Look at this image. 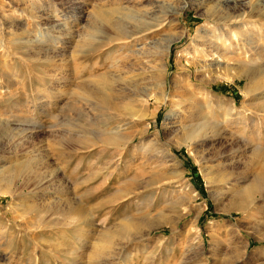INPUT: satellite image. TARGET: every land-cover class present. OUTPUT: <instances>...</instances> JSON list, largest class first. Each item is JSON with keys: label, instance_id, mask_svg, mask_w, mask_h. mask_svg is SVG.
<instances>
[{"label": "rangeland", "instance_id": "1", "mask_svg": "<svg viewBox=\"0 0 264 264\" xmlns=\"http://www.w3.org/2000/svg\"><path fill=\"white\" fill-rule=\"evenodd\" d=\"M231 1L247 3L237 25L216 21V13L231 14L220 12L217 0H0L5 264H264V209L255 223L229 207L238 189H220L238 174L248 182L258 175L241 144L257 141L264 150V135H243L240 125L253 123L264 106V88L255 89L264 65L254 81L246 72L199 71L211 45L221 52L228 44L264 43V0ZM104 16L135 33L121 35ZM216 37H224L221 45ZM99 79L106 84L96 85ZM83 86L94 105L77 98ZM186 89L216 114L217 130L206 133L213 141L196 135L204 111ZM239 113L253 119L240 124ZM117 126L129 141L120 158L116 148L96 143ZM109 159L118 164L110 175L103 170ZM51 169L66 194H29L50 181ZM122 188V197L109 199ZM65 197L82 203V223L38 231L28 227L33 214L15 218ZM104 234L113 235L106 246Z\"/></svg>", "mask_w": 264, "mask_h": 264}, {"label": "bare ground", "instance_id": "2", "mask_svg": "<svg viewBox=\"0 0 264 264\" xmlns=\"http://www.w3.org/2000/svg\"><path fill=\"white\" fill-rule=\"evenodd\" d=\"M217 6L221 9V10H219L220 12H222V10H225V9L231 10V14H228L227 17L219 15V13H216L217 15L215 16L216 21H224V23H227L229 25H237V23L239 21L241 22V21H243V19H245L244 15H247V13L245 14V11L248 9L247 3H244V2H240V3L236 4V3H233L231 0H217ZM94 14H95L94 16L97 17L99 14L98 10H96ZM96 17H94V18H96ZM103 18H104V20L110 22L111 26L115 30H121V35H123L125 37H129L130 35H133L132 33H135V31H131L129 28H127V26L125 24H122L121 21L112 22L111 18H108L106 16H104ZM241 27H243L242 24H241ZM223 39H224V37H216L212 41H214V43H213L214 45H221V42L223 41ZM215 40H217V41H215ZM92 44H94V43H92ZM88 46L90 47L92 45L88 44ZM208 48H209V46H208ZM218 48H217V46L216 47H213L212 45L210 46V48H209L210 51L208 53H205L206 56H204V61H202L201 64H199L200 65L199 67H201V70H199V71L204 72V73H206V72L207 73H213L215 71L216 74L226 76V77L229 75L239 74V72L240 73L246 72V73H248L247 77H248V79H250V81H254L256 79V78L254 79V77H257V75H259V73H261V70L263 69V68L261 69V67L264 65V43H262V42H260V43H254V42L251 43L250 42V43H245V44L243 43L240 46L235 45L233 48H232V45L228 44L225 46V48H223V51H221V52L218 50ZM259 80L260 81L257 84H255L256 90L259 87H260L259 89L264 88V75ZM105 82L106 81L99 79L97 82H95V84L96 85H102V84L104 85V84H106ZM248 87L249 86H246L245 90H247ZM78 90H79V93L76 94L78 99H80L81 101H83L87 105H94L95 104L96 99L92 98V97H94V93L92 92V90L86 89V88H84V86H83V88H80ZM186 92H188L190 95H192V96H190L188 94L187 98L193 99L192 102H193V105L196 106L195 108L200 109V111L201 110L204 111V116L202 114H199L200 117L198 118V124L195 126L196 135L197 136H203L201 138H203L204 142L206 140L207 141H213L214 138H212L211 135L210 136L208 135V137H207L206 133L212 134L211 132H213L215 129L217 130V128H216L217 126L214 124L216 114H213V112L209 110L210 106L209 107L206 106V103L202 102L201 99L197 95L195 96L194 93H191V91H189V89L188 90L186 89ZM88 98H91V99L89 100ZM104 99L105 98H102V100H104ZM105 100H104V102H105ZM100 102H102V101H100ZM106 103H107V101H106ZM103 105L106 106V104H103ZM177 105H180V103ZM244 105H245V102H242L241 106H244ZM244 108H245V106H244ZM257 113H259L258 115H260V116H257ZM226 114H227L226 112L225 113L223 112V116H222V117H224L223 122H222L223 124H224V121L225 122L227 121V115ZM254 114H255L254 116H256V119H254L255 121L251 124H248V125L246 123H249V121H251L253 119V117L244 116L240 113L238 114V118H237L238 123H240V124L245 123L246 124L243 126L239 124L240 128H241V134L253 135V134H258V132L261 130V135L262 134L264 135V106L262 105L258 111L254 112ZM212 115H213V117H212ZM102 123L103 124H102L101 128L103 130H105L107 125H106V122L104 123L103 119H102ZM118 130H119V126H117L116 128H113L111 130L107 129L108 132L102 134L99 137L98 141L93 136L91 138H93V140H96V143L98 142V145L102 144V145L106 146L107 148L108 147L116 148L117 152H116V155H114V156H118L120 158V156L125 153V151L127 149V143L129 141L127 140L126 142L125 141L123 142L122 141L123 139L121 140V136H120V138L118 137ZM218 133L220 134V132H218ZM89 134L93 135V131H90ZM95 134H97V133H95ZM81 139H82V137H81ZM258 139H260V138L258 137ZM89 141L90 142H87V145H85L86 143L83 144V141H82L83 146H88V148L90 146L92 147V144L94 143V141L92 142V144H91V140H89ZM244 141L245 142L243 144H241L243 149H242V152H240V153H242L243 156L247 155V154L249 155L248 158L251 160V163L253 164L251 166V168L255 169L256 167H258V170H259L258 175L252 181L248 182L247 176H244L245 174L244 175L238 174L236 178H234L230 181H225L227 183H224L223 187H221L220 189L223 190L224 192H228L229 189L226 188L225 185L226 186L229 185L230 187H234V188H236L235 190L238 189L237 198L235 201H233L229 204V207L232 208V210H234L236 214L245 215V214L249 213L248 219L255 222L257 220L256 219L257 216L259 215V213H261V210L264 209V150L259 148V146H258L259 142H257V141H255L254 144H252L251 141L248 142V139H247V142H246V140H244ZM78 142L75 143V141H74L75 145ZM260 142H262V141L260 140ZM82 144H81V146H82ZM78 145H79V143H78ZM102 145H100V146H102ZM69 146L70 145H68V147ZM244 157H246V156H244ZM247 161H249V160H247ZM117 167H118V164L111 161V159H109V160H107V163L105 164V168L103 167V170H107L110 168L111 169L109 172V175H110V174H113L114 172H116ZM23 168H24V166H23ZM25 168H27V167H25ZM248 168H249L248 169V172H249L250 166H248ZM22 172L19 171L18 178H21ZM50 172L52 173L50 181L44 180L45 182H43V184L37 183L36 185L31 186L32 189H30L29 186H27L29 188V190L27 192L29 194L33 195L35 193L42 192L43 189H47V190L49 189L50 191H52V193L56 197L64 196L66 193H64L65 190L63 188H62V190H64V191L61 192V190H60V183H59V180L56 178V174H55L56 170L51 169ZM242 173H243V171H242ZM34 174H35L34 171H30L29 173H27L28 176L34 175ZM10 180H8V184H9V182H11ZM23 180H24V178H23ZM13 182H15V181H13ZM219 182H223V181L220 180ZM44 185H47V186L42 188ZM123 188H127L126 185ZM123 188L120 191L119 190L116 191L115 194H113L112 196L109 197V199L117 197V196L122 197V195L124 194V190H125ZM44 191H46V190H44ZM188 191H189V193L191 192L190 190H188ZM188 191H187V193H188ZM122 192H123V194H122ZM19 193H23V192H19ZM189 193L187 194V196H190ZM9 194H11L10 196H12V195L14 196V194H12L11 192H9ZM17 195H19V194H17ZM190 197H192V196H190ZM65 198H64V200L56 201L53 204L45 206V209L41 208L38 212H33V211H29V210L18 212L19 214H17L15 216V218L22 221L24 218L27 219V217L34 215L33 219H32V223H30V225L28 227H30V228L32 227L34 229H37L38 231L39 230L40 231L45 230L47 228L49 229V228L55 227L57 225H62V226L68 227L70 225L82 223L81 221H83V217L85 216V215L83 216L84 208H83L82 203L81 202L75 203L72 201L73 199L70 200L69 197L66 199ZM12 215H13V213H12ZM52 217H58V218L55 219ZM245 219H247V218H245ZM261 220H262V218H261ZM249 225H252V223ZM260 225H259V227H260ZM78 226H80V225H78ZM262 228H264V227H262ZM3 235H4V232H1L0 233V249L2 248L6 251L9 249L10 246L8 245L9 244L8 241H5V237ZM103 236L105 238H107L102 243L103 246L109 245L110 244L109 240L112 238L113 235L111 234L110 236H107V234H104ZM141 238L142 237H139V239H141ZM3 242H5L4 247H2ZM6 261L7 260L5 258H0L1 263L3 262L5 264Z\"/></svg>", "mask_w": 264, "mask_h": 264}]
</instances>
